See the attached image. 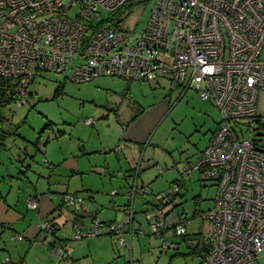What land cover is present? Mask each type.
I'll list each match as a JSON object with an SVG mask.
<instances>
[{
  "label": "built area",
  "instance_id": "obj_1",
  "mask_svg": "<svg viewBox=\"0 0 264 264\" xmlns=\"http://www.w3.org/2000/svg\"><path fill=\"white\" fill-rule=\"evenodd\" d=\"M129 1L0 0V79L14 84L15 103L23 105L30 85L43 73L62 74L77 84L101 77L152 83L162 75L183 93L200 76V99L210 101L221 120L201 158L185 168L182 178L198 171L213 182L212 206L205 212L195 209L190 217L177 203L181 187L176 183L146 213L150 234L163 249H172L177 244L170 235L187 236V224L199 217L212 227L198 252L199 264H261L264 149L238 129L240 121L251 124L257 117L258 93L264 90V0H153L150 19L137 35L106 25L100 14L117 13ZM84 122L96 123L93 118ZM135 189L138 193L137 183ZM59 197L67 208L84 203L81 196ZM28 205L37 209L38 199L29 198ZM133 214L121 225L99 218L91 230L76 225L74 238L97 237L105 227L125 244L122 228L131 224ZM39 227L54 237L52 253L59 262L74 264L55 223L44 219ZM134 232L144 233L141 228Z\"/></svg>",
  "mask_w": 264,
  "mask_h": 264
},
{
  "label": "rangeland",
  "instance_id": "obj_2",
  "mask_svg": "<svg viewBox=\"0 0 264 264\" xmlns=\"http://www.w3.org/2000/svg\"><path fill=\"white\" fill-rule=\"evenodd\" d=\"M152 2L153 0L134 2L132 8L127 6L117 13L101 10L100 14L106 25L113 24L120 31L137 35L150 19ZM75 12L74 10L71 16H74ZM260 59L264 60V47ZM129 84L135 102L142 103L145 107L153 106V109L157 110L163 108L164 104L168 106L151 133L150 145L141 150L139 162L141 158L143 160L140 163L141 173L137 182L139 192L134 189L130 199L138 212L135 215L133 211V216H138L140 220L135 227L141 228L147 235L142 243L146 252L144 261L147 264H199L201 257L197 253L211 237L212 227L208 221H202L199 217L191 220L187 224L188 241L180 243L179 249L166 251L160 247L159 241L150 235L146 213L152 209L158 198L166 196L176 183L181 187L177 203H182V207L189 211L190 217L195 209L205 212L212 206L216 193L213 182L205 181L198 171H194L188 179L182 178L185 168L201 158L221 120L219 110L210 101L204 102L200 99L198 90L204 84L200 76L196 77L191 88L184 94L180 88L172 89L170 81L164 78L152 83H128L120 78L101 77L93 82L77 84L67 80L62 74L43 73L30 85L25 104L11 102L0 109V134L6 133L7 146H11L13 153L21 149L27 153V165H30L34 172H30L29 177L35 180L41 178V186L45 184L42 182L43 178L51 184H67L68 178L64 176L69 175L64 174L65 172L57 173L55 170L60 168L61 162L54 161L71 157L73 153L78 157L83 154V147L87 149V156L96 167L102 165L105 157L112 154L114 168L111 170L114 171L110 172L100 166L94 171L90 169L88 175H81L77 178L78 182L72 183V190L74 185H84L85 182L90 186L91 192L78 194L84 199L82 206L87 208L86 211L91 213V209H103L106 199H111V195L115 196L119 192L117 196L123 195L125 198L128 193V190L124 189L126 182L130 186L132 184V187L136 184L137 171L132 179L127 181L126 172L118 168L122 165L119 164V159H123L122 153L108 151L104 154L100 149L101 143H104L103 139L113 146L115 139L122 136V123L142 111L124 96ZM58 90L61 92L57 95ZM257 117L264 123V90L258 93ZM89 118L96 119L98 125L85 126L84 121ZM239 124V133L250 140H258L264 147V128L259 129L257 122L244 124L240 121ZM0 154L8 153L2 151ZM80 157L82 156H79V159ZM44 158L55 164L56 168L52 173L44 171ZM159 168L163 170L162 173ZM40 172H44L43 178L40 177ZM120 202L125 203L126 198H121ZM149 203L152 206H149ZM79 207L80 205L74 208ZM103 230L107 232L105 227L101 228L100 232ZM101 237L100 235L95 238ZM149 240H152V245ZM258 260L261 264L264 263V253Z\"/></svg>",
  "mask_w": 264,
  "mask_h": 264
},
{
  "label": "crops",
  "instance_id": "obj_3",
  "mask_svg": "<svg viewBox=\"0 0 264 264\" xmlns=\"http://www.w3.org/2000/svg\"><path fill=\"white\" fill-rule=\"evenodd\" d=\"M160 78L170 81L168 76ZM127 82L130 83L129 81ZM127 86L124 96L139 106L142 111L138 115L132 116L126 123H122V136L120 139H115L113 146L108 145V141L105 142L103 139L104 143H101L100 149L104 154L108 151L116 154L122 153L123 159H119L121 161L119 164L122 163V165H119L118 168L126 172L125 179L127 181L130 178L132 179L133 174L137 171L138 174L135 176L137 183L141 173L142 165L140 163L143 160L141 158L139 162L141 150L150 145L149 138L151 133L168 106L164 104L165 108L163 107L159 110L153 109V106L145 107L144 104L134 101V96L131 94L129 88L130 84ZM202 87H204V84ZM202 87L198 92L203 89ZM180 89L182 90V88ZM137 106L135 107L138 108ZM94 120L96 122L94 125L88 126L85 122L84 125L96 127L98 125L97 120ZM1 124L0 122V126ZM99 129L100 126H98V133ZM2 134L4 137L1 138L2 136L0 135V143H3L0 152L3 151L8 154H0V264H66L63 261L59 262L58 258L52 253V243L55 242L54 237L42 231L39 227L44 219L52 220L55 223L57 236L71 248V261L75 264H147L144 261L146 252L142 245L143 239L145 240L147 235L146 233L138 234L134 232L136 223H140L138 216L131 221L130 225L122 228L125 244L120 243L118 236L110 235L105 230L102 231L101 238L91 237L81 240L74 238V228L76 225L82 226L85 230H91L93 229L94 220L98 217L106 222L118 224L125 221L132 211L137 215L136 206H132V202H130V196L135 189V185L132 187V184L130 186L126 182L124 189L128 190V193L125 194V203L120 202L121 198L123 200L125 198L123 195L118 197L119 192H117L115 196L111 195V199H106V206L102 207L103 209L94 211L91 209V213L86 211L87 208L85 210L83 206L69 211L58 200L50 198L52 193L80 194L84 191L91 192L90 186L86 182L84 185H74V190H72V183L78 182L77 178L81 175H88L90 169L94 171L100 166L104 169L107 168L110 172L114 171L111 170V168H114V163L112 164L111 160L112 154L105 157L102 165L96 167L90 161L91 158L88 157L87 149L83 147V154H79V156H82L80 157L81 159H79V156H76V153H73L71 157L54 161L55 163L61 162L60 168L55 170L57 173L65 172L64 174L69 175H62L68 178L67 184H51L49 180L45 181L42 177L44 172L42 174L40 172V177L43 178L42 182L45 183L41 186V178L35 180L29 177V173L34 172L32 171V167L27 165L25 158L27 153L22 151V149L13 153L11 146H7L6 133ZM84 158H87L86 160L89 161V164ZM43 167L44 171L48 170L51 173L56 168L55 164L46 158L43 159ZM129 193L130 195H128ZM29 198L38 199L37 209L29 208ZM149 206H152V204L149 203ZM132 208L133 210H131ZM103 210L106 212H103ZM16 235L22 236L23 239L21 241L14 240ZM149 242L151 245L153 244L152 240H149ZM180 243H182V240L178 241L176 249H179ZM7 259H10V261H6Z\"/></svg>",
  "mask_w": 264,
  "mask_h": 264
},
{
  "label": "trees",
  "instance_id": "obj_4",
  "mask_svg": "<svg viewBox=\"0 0 264 264\" xmlns=\"http://www.w3.org/2000/svg\"><path fill=\"white\" fill-rule=\"evenodd\" d=\"M143 0H141L140 2L138 1V0H130L124 7H130V8H132L133 7V5H135V3L134 2H136V3H141ZM145 1H148V0H145ZM134 3V4H133ZM123 7V8H124ZM34 82V81H33ZM32 82V83H33ZM60 90H58V92H57V95L58 94H60ZM16 98H17V96H16V94H15V92H14V84L10 81V80H4V79H0V109L2 108V107H4V106H6V105H8V104H10L11 102H15L16 101ZM0 119H1V117H0ZM253 122H257L258 124H259V129H262V128H264V123H262L259 119H258V117H256L255 119H254V121ZM0 130H1V128H0ZM1 136H2V138L4 137V135L1 133L0 134ZM261 148H263L264 149V147H262L261 145H260V143H259V141L258 140H254ZM1 146H3V143H0V149H1ZM65 194H71V195H76V196H80V195H78V194H72V193H52V195H54L55 197L53 198V197H50V198H52V199H55V200H58L59 202H60V204H62L63 205V207H66L65 205H64V203L62 202V199L59 197V196H63V195H65ZM67 208V207H66ZM67 209H74V208H67ZM134 213V212H133ZM135 218V217H134ZM105 224L106 225H108V224H110V222H105ZM56 226V225H55ZM56 231H57V228H56ZM108 234H110V235H112L111 233H108ZM100 236V235H99ZM170 237L172 238V239H174L175 240V243L178 245V239H180V240H182V242H187L188 241V235L187 236H185V237H181V238H176L175 236H171L170 235ZM54 245V243H52V246ZM177 245L174 247V248H172V249H176V247H177ZM160 247H162V246H160ZM167 251V250H166ZM201 251H203L202 249H201ZM198 254V253H197ZM75 264V263H74Z\"/></svg>",
  "mask_w": 264,
  "mask_h": 264
},
{
  "label": "water",
  "instance_id": "obj_5",
  "mask_svg": "<svg viewBox=\"0 0 264 264\" xmlns=\"http://www.w3.org/2000/svg\"><path fill=\"white\" fill-rule=\"evenodd\" d=\"M205 249V248H204Z\"/></svg>",
  "mask_w": 264,
  "mask_h": 264
}]
</instances>
